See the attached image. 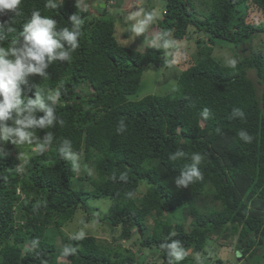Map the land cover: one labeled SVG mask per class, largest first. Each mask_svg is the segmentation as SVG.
Listing matches in <instances>:
<instances>
[{
	"label": "trees",
	"instance_id": "trees-1",
	"mask_svg": "<svg viewBox=\"0 0 264 264\" xmlns=\"http://www.w3.org/2000/svg\"><path fill=\"white\" fill-rule=\"evenodd\" d=\"M104 1L100 3L107 7ZM200 1L206 10L197 16L193 0H165L159 30L170 29L175 41L190 34L204 39L197 42L194 63L181 72L175 91L138 101L128 97L137 92L149 65L164 67V49L122 47L114 39L111 20L91 18L70 0H54L56 9L46 8V0H23L21 16L0 17L14 18L17 32L34 10L55 19L58 28H70L68 19L75 13L83 19L80 47L72 59L50 65L49 80L31 76L24 86L29 96L37 87L61 91L56 111L63 126L37 132L41 138L53 132V146L31 158L21 173L13 146H0L2 264H58L67 244L79 248L64 264H138L131 254L121 257L93 236L73 241L61 235L59 249L53 243L51 226L59 231L89 197L114 200L115 208L99 220L119 228V240H131L133 232L140 236L141 248L155 250L159 264L170 259L162 244L179 240L186 251L200 253L221 232L237 236V251L247 260L264 249V54L253 49L264 35V0ZM217 44L233 47L235 68L213 58ZM204 108L211 110L206 120L201 117ZM233 108H240L244 117L232 116ZM121 120L126 130L117 133ZM240 130L253 137L251 143L238 137ZM64 138L82 155L93 186L88 193L70 186L71 163L56 151ZM180 149L187 156L169 160ZM193 152L204 157L199 165L204 178L178 188L175 179L191 163ZM140 182L147 191L137 198ZM212 202L219 209H210ZM151 216L155 219L149 226ZM35 239L39 243L33 246ZM176 264H190L189 253Z\"/></svg>",
	"mask_w": 264,
	"mask_h": 264
},
{
	"label": "clouds",
	"instance_id": "clouds-1",
	"mask_svg": "<svg viewBox=\"0 0 264 264\" xmlns=\"http://www.w3.org/2000/svg\"><path fill=\"white\" fill-rule=\"evenodd\" d=\"M23 0H0V17L6 13H13L14 17L22 15L20 6ZM63 3V0H60ZM45 7L56 9L54 0H46ZM75 7L84 8V0H76ZM129 19L133 20L131 31L139 37L148 32L156 21L153 12L143 8L129 13ZM83 19L76 13L71 15L68 23L71 27H57V21L50 16L42 15L39 10L31 12L30 18L22 25V30L17 32L14 26V18L8 21L0 20V146L9 144L16 149L23 146H35L39 153L51 148L55 137L49 131L42 138L37 135L38 130L54 128L57 124L63 126L64 121L57 116L56 105L60 102L61 91L41 89L37 87L32 96L25 90L28 78L39 76L42 80H49L47 69L57 62H68L72 59V53L80 47L82 36L81 24ZM14 34V35H13ZM177 41L172 39L170 29H161L150 40V45L157 49L174 48ZM236 59L229 60V66L235 68ZM176 89L174 88L173 91ZM211 110L204 108L201 112L202 119L210 117ZM232 116L244 117L240 108H233ZM126 125L121 120L117 126V133H123ZM238 137L245 143H251L253 137L245 130L238 132ZM56 151L60 156L71 163L74 170L80 168L79 154L73 151L72 142L64 138L59 141ZM187 156L180 149L170 154L169 160L176 161ZM3 155H0V159ZM17 159L22 163L17 166V171H23L29 164L30 156L26 152H19ZM191 163L175 179L178 188H188L196 181L203 180L204 176L199 165L204 157L199 152L191 154ZM126 174H121L120 180L126 181ZM133 194L130 192L128 196ZM99 216V213L96 214ZM81 224L87 226L84 221ZM85 227L69 236L70 240L82 241L88 233ZM39 243V239L32 241L33 246ZM167 250L170 258L168 264H176L183 261L187 255L186 250L179 240H171L161 245ZM79 245L67 244L62 249V256L76 255ZM239 257L240 253L236 252ZM2 264V261H0Z\"/></svg>",
	"mask_w": 264,
	"mask_h": 264
},
{
	"label": "rangeland",
	"instance_id": "rangeland-1",
	"mask_svg": "<svg viewBox=\"0 0 264 264\" xmlns=\"http://www.w3.org/2000/svg\"><path fill=\"white\" fill-rule=\"evenodd\" d=\"M70 1L73 4H76V0ZM105 1L107 2V7L106 3H100V0H84V8H86V10H82L80 7L78 8L82 11H87L91 18L111 20L114 25V39H116L118 44L122 47L137 52H143L145 48L151 46L150 40L156 32L160 31L158 24L162 20L165 0ZM200 3V0H193L197 16H199L200 11L206 10L204 6L200 5ZM102 4L105 5L104 8L106 9V12L100 9L102 8ZM139 8L153 12L157 19L148 32L137 37L131 31V24L134 23V21L128 17L130 12ZM203 39L204 36L202 34H190L181 41H177L174 48L164 49V56L166 58V64L164 67L156 68L153 65H149L141 76L137 92L128 97L129 100L138 101L148 95L166 96L170 94L176 87L177 79L181 72L194 63L197 42L202 41ZM253 43V49L256 52L264 54V35L259 36V38ZM231 48L233 47L229 45L217 44L213 47L212 56L220 61L221 64L229 65V60L233 58L235 59V52ZM250 75L255 78L253 74ZM12 152L13 157L17 160V166L22 163L21 160L17 159L19 152L28 153L30 159L40 154L35 146H23L17 149L13 146ZM79 157L80 168L78 170L73 169L74 175L71 179L70 186L73 190L88 193L93 186L90 185L89 180L86 178V170L82 164V155ZM21 172L22 171H19V173ZM146 187V183L140 182L138 187L139 191L136 195L137 198H140L145 193ZM16 192L20 193L18 189ZM115 204L116 202L114 200L106 197L87 198L85 205L79 206L72 216L71 221L61 226L59 231L51 226L52 228L49 229V233L53 243L58 249L61 248L63 246L61 235L69 237L74 234L80 230L81 227H85L84 224H81V221H84L87 225L85 227V231L88 233L87 236H93L101 243L109 245L112 251L119 253L121 257H126L131 254V256L137 260L138 264H159V262H157L159 261V254H157L155 250L150 251L141 248L140 236L137 237L133 232L131 240H119L118 235L120 229L111 227L107 220H99L100 218H105L108 212L115 208ZM208 206L210 209L213 208L212 210L219 209L218 203L212 202ZM97 213H99V216L96 215ZM154 219V216L149 217L147 224L152 226ZM164 219L166 221V218ZM186 252L187 254L189 253L190 264H264V261H261V255L264 254V249H262V247L259 248V251L253 258H251V260L241 257V254L237 257L236 252H239L237 251V236H230L225 232H221L219 233V236H213V238L208 240L200 253H195L193 250L192 252L190 250H187ZM66 262H68L66 257L61 255L58 264H64Z\"/></svg>",
	"mask_w": 264,
	"mask_h": 264
},
{
	"label": "bare ground",
	"instance_id": "bare-ground-1",
	"mask_svg": "<svg viewBox=\"0 0 264 264\" xmlns=\"http://www.w3.org/2000/svg\"><path fill=\"white\" fill-rule=\"evenodd\" d=\"M102 5H104V4H102ZM105 6V5H104ZM102 8H104V7H102Z\"/></svg>",
	"mask_w": 264,
	"mask_h": 264
},
{
	"label": "water",
	"instance_id": "water-1",
	"mask_svg": "<svg viewBox=\"0 0 264 264\" xmlns=\"http://www.w3.org/2000/svg\"><path fill=\"white\" fill-rule=\"evenodd\" d=\"M102 7H104V5H101Z\"/></svg>",
	"mask_w": 264,
	"mask_h": 264
}]
</instances>
